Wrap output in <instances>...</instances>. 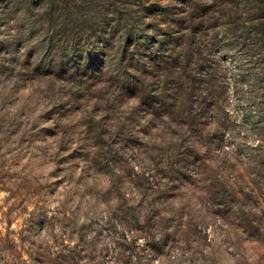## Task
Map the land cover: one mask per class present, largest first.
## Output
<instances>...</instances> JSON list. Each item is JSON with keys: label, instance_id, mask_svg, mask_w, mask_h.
Masks as SVG:
<instances>
[{"label": "rangeland", "instance_id": "1", "mask_svg": "<svg viewBox=\"0 0 264 264\" xmlns=\"http://www.w3.org/2000/svg\"><path fill=\"white\" fill-rule=\"evenodd\" d=\"M77 15L38 33L29 11L0 7V264H45V251L76 245L78 264H263L239 203L224 213L209 189L214 177L229 198L236 174L250 177L258 64L210 31L184 36L162 65L149 52L97 58ZM256 208L249 199L246 217ZM133 217L167 244L147 243Z\"/></svg>", "mask_w": 264, "mask_h": 264}, {"label": "trees", "instance_id": "2", "mask_svg": "<svg viewBox=\"0 0 264 264\" xmlns=\"http://www.w3.org/2000/svg\"><path fill=\"white\" fill-rule=\"evenodd\" d=\"M0 7L20 13L29 11V27L32 30L38 27V33L45 30L44 25L60 26L71 9L79 10L82 15L77 17L84 32L78 37L87 45L85 51L88 54L94 53L97 58L100 55L102 59L112 57L123 61L128 53L139 56L142 52H149V58L162 65L175 52L185 50L184 47H176L184 36L210 31L222 36L220 51L235 49L237 53L241 51L246 55L248 60L254 59L253 62L258 64L254 67L255 75L264 82V0H0ZM218 28L223 31L221 34ZM149 30L153 33H148ZM54 32L53 29L49 38H54ZM151 37L157 43L156 50L151 47ZM137 70L138 67H135ZM262 85L261 99L256 101L258 114L253 120L259 139L249 146L250 151L247 152L250 177L244 172L237 173L234 185L229 186V198L217 189L218 180L214 177L209 179V189L216 203L223 205L224 213L229 212L226 201H237L244 227L253 232L249 233L250 238L260 237L264 241L261 224V217L264 216V83ZM249 199L257 204L255 211L260 212V217L255 212L252 218L246 217L249 214L245 213L244 204ZM129 222L128 226L147 235V243L154 248L167 244L170 233L166 231L163 237H158V232L154 235L149 219L133 217ZM108 224H112L109 228L115 227L113 221ZM190 227L187 224L185 229ZM160 228L162 230L164 226L160 225ZM136 237L122 233L118 238H122L124 243L119 244H125V250L131 252L138 248ZM43 254L45 264H78L77 245L66 252L48 250ZM257 258L259 262H264V253Z\"/></svg>", "mask_w": 264, "mask_h": 264}]
</instances>
